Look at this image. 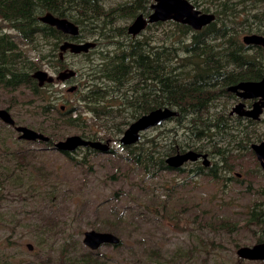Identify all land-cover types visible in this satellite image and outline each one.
<instances>
[{
	"label": "rangeland",
	"instance_id": "1",
	"mask_svg": "<svg viewBox=\"0 0 264 264\" xmlns=\"http://www.w3.org/2000/svg\"><path fill=\"white\" fill-rule=\"evenodd\" d=\"M187 1L215 15L209 30L166 21L130 34L152 0H0L2 51L23 77L0 80V109L13 121L0 120V264H264L236 253L264 242V167L252 149L264 141V110L236 114L253 102L228 91L264 78V47L242 40L264 37V0ZM46 13L77 35L42 23ZM64 42L94 46L74 54ZM63 71L73 75L58 80ZM161 108L177 115L120 143ZM17 127L48 141L20 139ZM71 136L107 150L55 147ZM186 151L208 164H166ZM87 231L119 243L92 250Z\"/></svg>",
	"mask_w": 264,
	"mask_h": 264
},
{
	"label": "water",
	"instance_id": "2",
	"mask_svg": "<svg viewBox=\"0 0 264 264\" xmlns=\"http://www.w3.org/2000/svg\"><path fill=\"white\" fill-rule=\"evenodd\" d=\"M39 20L44 24L56 28L64 34L73 36L77 35V27L67 19L58 18L50 13H46L42 15ZM166 21H174L176 23L186 25L194 31H200L214 21V16L196 10L187 0H153L151 13L148 17L145 18L143 15H138L130 26L128 32L132 35H136L142 31L147 24ZM243 42L247 45H259L264 47V37L256 34L245 35L243 37ZM93 46L94 45L91 43L64 42L61 46V51L64 52L69 50L71 53L79 54L81 52H87V50L89 48H93ZM72 75V72L63 71L58 75V80L63 81ZM34 77L39 80L40 84L45 81L52 82V79L49 78L47 73L43 71H36L34 73ZM72 90L73 88H70L68 91L71 92ZM228 91L236 93L242 100H257L251 111H241L244 108L242 104H238L234 111H240L241 113L239 114L241 116L253 119L258 118L261 110L264 108V78L259 81L239 82L237 85L229 87ZM176 115V113L167 108L152 110L142 115L128 126L120 139V143L122 145L133 144L138 141L139 134L141 132L158 126L162 124V122ZM0 120L5 123L13 124L9 113L6 110L0 109ZM16 130L21 133L20 139L28 141H48L46 137L29 128L17 127ZM84 146H90L91 148L101 151L107 150V142H88L78 136L68 137L64 141H60L55 144V147L62 152L73 151L78 147ZM252 149L255 151L258 160L261 161L262 166L264 167V141L259 145H253ZM201 158L204 164H207L206 155H200L194 151H186L168 157L166 164L172 168H178L186 162H195ZM83 243L88 248L95 250L104 244L117 245L119 240L110 233L87 231L84 233ZM236 253L237 256L243 260L263 261L264 242L258 243L252 247H241Z\"/></svg>",
	"mask_w": 264,
	"mask_h": 264
},
{
	"label": "trees",
	"instance_id": "3",
	"mask_svg": "<svg viewBox=\"0 0 264 264\" xmlns=\"http://www.w3.org/2000/svg\"><path fill=\"white\" fill-rule=\"evenodd\" d=\"M61 12L64 13V11H61ZM181 28L185 29V28H189V27L182 25ZM207 29H208V27H204L202 30L206 31ZM199 32H201V31H199ZM201 36H202V34L199 33L200 38H201ZM2 49H3V43H2V40H0V80H2L3 82H6V86L13 87L15 84L21 83L23 81V77H21L17 74H14L11 71V64L13 62L12 58H14V57L6 55V53L4 51H2ZM142 58H144L143 55L141 56L140 59H142ZM138 63H139L138 65L140 67L143 65V61L141 62V60ZM144 64H147V63H144Z\"/></svg>",
	"mask_w": 264,
	"mask_h": 264
},
{
	"label": "flooded vegetation",
	"instance_id": "4",
	"mask_svg": "<svg viewBox=\"0 0 264 264\" xmlns=\"http://www.w3.org/2000/svg\"><path fill=\"white\" fill-rule=\"evenodd\" d=\"M152 3H153V0H152ZM211 15L214 16V21H213V22H215V15H214V14H211ZM213 22L207 26L208 29H210V27H211V25L213 24ZM243 37H244V36H243ZM243 37H242V40H243ZM59 56H60L59 59L62 60V56H61V55H59ZM246 81H247V80H246ZM66 83H67V82H66ZM71 88H73V90H72L71 92L68 91L69 93H73V92L75 91L74 87H71ZM68 90H69V89H68ZM229 92H230V91H229ZM236 95H237V94H236ZM237 96H238V95H237ZM238 97H239V96H238ZM243 101H245V100H243ZM250 101L253 102V104H252V107H253L254 103H256L257 100H254V99H253V100H250ZM237 105H238V104H237ZM242 105L244 106V108H243L241 111H244V112L247 111L245 105H244V104H242ZM64 109H65V106H61V110H64ZM263 110H264V108L261 110V113H262ZM234 112H235L236 114L241 113L240 111H239V112L234 111ZM261 113H260V114H261ZM239 115H240V114H239ZM240 116H241V115H240ZM242 117H246V116H242ZM256 119H257V118H256ZM180 153H182V152H180ZM201 159H202V158H201ZM196 161H198V160H196ZM196 161H195V162H196ZM186 163H187V162H186ZM203 163H204V162H203ZM184 164H185V163H184ZM184 164H183V165H184ZM207 164H208V163H207ZM207 164H206V165H207ZM183 165H182V166H183ZM180 167H181V166H180ZM180 167H178V168H180ZM174 169H177V168H174Z\"/></svg>",
	"mask_w": 264,
	"mask_h": 264
},
{
	"label": "bare ground",
	"instance_id": "5",
	"mask_svg": "<svg viewBox=\"0 0 264 264\" xmlns=\"http://www.w3.org/2000/svg\"><path fill=\"white\" fill-rule=\"evenodd\" d=\"M167 109H169V108H167Z\"/></svg>",
	"mask_w": 264,
	"mask_h": 264
}]
</instances>
